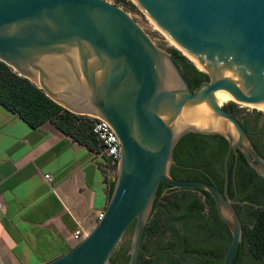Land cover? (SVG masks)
Listing matches in <instances>:
<instances>
[{
    "label": "water",
    "instance_id": "obj_1",
    "mask_svg": "<svg viewBox=\"0 0 264 264\" xmlns=\"http://www.w3.org/2000/svg\"><path fill=\"white\" fill-rule=\"evenodd\" d=\"M133 1L208 81L191 90L171 54L110 0H0V61L64 109L104 119L119 140L100 218L73 247L42 264H110L132 223L126 264H135L160 182L209 193L230 233L222 264H231L242 221L227 192V159L239 151L262 178L264 159L215 92L264 109V0ZM200 107L217 126L181 121ZM187 133L226 140L221 189L170 175L179 165L174 146Z\"/></svg>",
    "mask_w": 264,
    "mask_h": 264
},
{
    "label": "trees",
    "instance_id": "obj_2",
    "mask_svg": "<svg viewBox=\"0 0 264 264\" xmlns=\"http://www.w3.org/2000/svg\"><path fill=\"white\" fill-rule=\"evenodd\" d=\"M112 1L120 4L125 0ZM169 52L191 90L208 79L204 72L198 70L176 48ZM0 104L17 114L32 128L49 120L73 140L93 152L99 151L91 132L92 120L87 115L75 114L64 109L47 97L35 84L18 75L2 61ZM252 144L257 153L264 158V138H252ZM226 147V140L219 135L187 133L180 137L174 146L173 160L179 165L170 167V175L177 179L209 182H213L214 178L215 184L221 189L222 177L218 169L220 171L223 169ZM252 175L264 187V179ZM252 175H249L250 179L253 178ZM107 186L109 197L113 181H107ZM164 189L173 191V194L162 196ZM240 218L242 240L232 256L231 264H264V205L246 206ZM132 227L133 223L126 233L131 234ZM229 243V230L219 218L208 192L195 188L172 187L160 182L150 216L144 226L135 264H222ZM127 248L128 246L121 245L114 249L110 256V264H126Z\"/></svg>",
    "mask_w": 264,
    "mask_h": 264
},
{
    "label": "crops",
    "instance_id": "obj_3",
    "mask_svg": "<svg viewBox=\"0 0 264 264\" xmlns=\"http://www.w3.org/2000/svg\"><path fill=\"white\" fill-rule=\"evenodd\" d=\"M107 191L97 152L0 104V264H42L66 252L75 230L84 236L94 225Z\"/></svg>",
    "mask_w": 264,
    "mask_h": 264
},
{
    "label": "flooded vegetation",
    "instance_id": "obj_4",
    "mask_svg": "<svg viewBox=\"0 0 264 264\" xmlns=\"http://www.w3.org/2000/svg\"><path fill=\"white\" fill-rule=\"evenodd\" d=\"M205 81H208L205 80ZM204 82V81H202ZM201 83V82H200ZM225 110L229 111L230 113L233 112L237 119L238 116L243 114V116L238 119L240 124L242 125L243 129L247 133L248 137L252 142V138H264V117L260 124H258L259 119V112L252 114L244 113L242 109H240L235 103L231 102L223 106ZM240 109V111H238ZM246 118V119H245ZM215 135V134H214ZM215 146V145H214ZM231 156L229 154L227 159V171H228V178H227V192L229 197L233 200V204L238 211L240 216L243 215L244 209L246 206H262L264 205V187L256 177L252 174L257 175L254 170L250 167L246 159L243 155L237 151V154H233L231 152ZM263 158V157H262ZM264 159V158H263ZM229 165V169H228ZM213 167L215 170V161L213 163ZM202 169V168H200ZM221 178V185L223 186V179H224V172L223 169L220 171L218 169ZM249 175L253 176V178H249ZM262 178V177H261ZM264 179V178H263ZM213 183H215V179L212 178ZM254 195L253 197L248 196ZM252 198V199H251ZM241 204V207L239 205Z\"/></svg>",
    "mask_w": 264,
    "mask_h": 264
},
{
    "label": "built area",
    "instance_id": "obj_5",
    "mask_svg": "<svg viewBox=\"0 0 264 264\" xmlns=\"http://www.w3.org/2000/svg\"><path fill=\"white\" fill-rule=\"evenodd\" d=\"M91 121V132L94 135L99 151L97 154L102 158V170L106 181H113L117 171L120 156L119 140L111 126L102 118L87 115ZM46 179H50L48 174H44ZM101 211L97 214L100 218ZM73 238L79 241L83 237V232L77 229L72 234Z\"/></svg>",
    "mask_w": 264,
    "mask_h": 264
},
{
    "label": "rangeland",
    "instance_id": "obj_6",
    "mask_svg": "<svg viewBox=\"0 0 264 264\" xmlns=\"http://www.w3.org/2000/svg\"><path fill=\"white\" fill-rule=\"evenodd\" d=\"M110 1L113 2L112 0ZM117 5L125 9L130 14V16L141 26V28L149 35V37L158 47L168 52L172 48H175L174 43L159 28H157V26L153 24L150 18L135 4L133 0H125L124 2ZM231 102L232 101H226L223 102L221 105L225 106L226 104H229ZM235 104L240 109H242L244 113L248 112L252 114L253 111L257 110L253 107L250 108L249 106L241 105L240 102ZM258 112L264 114V111L258 110ZM242 116L243 114L238 116V119H240ZM171 194H173V191L169 189H164L162 192V196H171ZM239 206L241 207V204ZM129 238H130V232L125 233L118 242L115 249H117L121 245L128 246Z\"/></svg>",
    "mask_w": 264,
    "mask_h": 264
},
{
    "label": "bare ground",
    "instance_id": "obj_7",
    "mask_svg": "<svg viewBox=\"0 0 264 264\" xmlns=\"http://www.w3.org/2000/svg\"><path fill=\"white\" fill-rule=\"evenodd\" d=\"M215 98L219 104H222L223 102L232 100L231 96H227L221 90H218L215 92ZM240 103H241V105H246V106H249L250 108L253 107L259 111L260 110L264 111V109L262 107H260L259 105H255V104H252V103H249L246 101H240ZM189 120L192 124L197 125V126H205L207 124H208V126H217L216 121H215V123L212 122V118L209 115V112L203 107H200L199 109H197L196 112L195 111H189V112H186L182 115L181 121H189Z\"/></svg>",
    "mask_w": 264,
    "mask_h": 264
}]
</instances>
